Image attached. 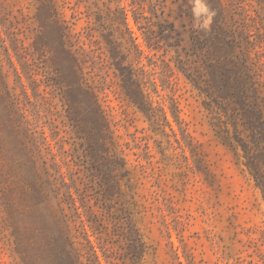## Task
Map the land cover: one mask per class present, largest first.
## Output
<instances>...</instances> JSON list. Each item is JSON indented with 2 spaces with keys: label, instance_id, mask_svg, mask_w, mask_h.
Listing matches in <instances>:
<instances>
[{
  "label": "rangeland",
  "instance_id": "374dc122",
  "mask_svg": "<svg viewBox=\"0 0 264 264\" xmlns=\"http://www.w3.org/2000/svg\"><path fill=\"white\" fill-rule=\"evenodd\" d=\"M212 1L53 0L51 20L68 27L109 121L104 150L125 159L117 170L80 137L48 85L45 57L33 53L39 36L51 47L57 23L38 0H0V85L11 96L0 92V264H48L41 231L49 209L68 221L91 264H264V191L241 142L254 148L257 140L248 110L198 83L206 57L193 37L208 36L219 16L220 0ZM222 10L264 121V0H222ZM121 66L144 91L147 111L127 95ZM30 149L48 181L36 196Z\"/></svg>",
  "mask_w": 264,
  "mask_h": 264
},
{
  "label": "trees",
  "instance_id": "16d2710c",
  "mask_svg": "<svg viewBox=\"0 0 264 264\" xmlns=\"http://www.w3.org/2000/svg\"><path fill=\"white\" fill-rule=\"evenodd\" d=\"M38 1L40 2L39 10L41 14L46 17L49 12L46 20H51L56 14L53 0ZM220 4L222 5V0H220L219 7H217L219 8V16L214 19L208 36L202 38L197 35L193 37L196 46L202 52H205L204 57H206L201 59L205 73H202V77H199L198 83L206 86L205 89L202 88L206 95L212 98H220L224 100L223 103L226 105H235L248 110V130L252 132V138L257 140L254 148L253 146L249 147L241 140L242 148L245 152L244 158L247 167L254 175L257 184L264 191V128H262L264 121H260V110L257 109L256 103L250 100L252 98L255 100V96L250 95L249 91L256 90V87L255 84L249 83V76L245 73L244 67L235 53L237 45L235 31L232 28L229 29V26L226 25L225 18L222 16L223 10L220 11ZM51 21L57 23L54 30V43L49 47L44 43L45 36H39L33 42V53L37 54L39 59L45 57L43 67L46 66V69H48V85L59 90L64 99L67 115L72 125L79 132L80 137L87 138L90 141L93 140L92 143L87 142L95 150L97 160L107 161V164H111L115 169L120 170L126 164L125 159L122 160L124 163L121 165L116 154H110L109 150H104L106 143L111 142V137L108 136L110 124L98 97L91 92L90 86L84 78V69L77 51L73 50L74 44L69 43L68 27L61 24L60 20H55V17ZM119 69L130 100L141 110L147 111L144 91L134 84V80L127 73L126 67L121 66ZM0 92L5 94L6 99L8 97L10 99L7 85L1 84ZM83 106L92 114L91 121L88 122V126L91 127L85 128L84 120L80 117V113H77L82 112L81 107ZM9 116L12 117V125H14L15 140L18 141L20 148L24 149L27 140L19 132L18 127L20 124L10 112ZM31 151V157L27 159V162L31 164L29 187L34 191L33 195L36 196L43 192L42 187L48 181H43L42 175L36 167L34 150ZM103 154L108 156H103ZM110 186L115 188V182ZM67 222L61 220L56 213L49 209V217L46 220L44 230H40L44 239L42 251L48 264H83L85 258L91 264V255H88L87 251L84 252L86 247L83 246V250L75 247V241L72 240L69 223ZM18 234L20 235V233ZM18 241L20 244L21 239L18 238ZM90 246V250H92L93 246L91 244ZM23 252L28 256L27 251ZM96 260H98V256H96Z\"/></svg>",
  "mask_w": 264,
  "mask_h": 264
}]
</instances>
